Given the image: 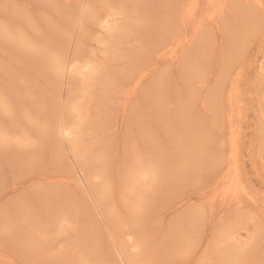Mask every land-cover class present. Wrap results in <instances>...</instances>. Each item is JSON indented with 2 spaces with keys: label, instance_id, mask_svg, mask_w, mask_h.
Here are the masks:
<instances>
[{
  "label": "rangeland",
  "instance_id": "1",
  "mask_svg": "<svg viewBox=\"0 0 264 264\" xmlns=\"http://www.w3.org/2000/svg\"><path fill=\"white\" fill-rule=\"evenodd\" d=\"M166 1L0 0V264H264V0L229 14L257 21L248 44L228 46L227 26L207 56L193 50L197 75L166 58L153 75L165 110L153 76L133 80L153 62L150 31L175 15ZM102 11L118 13L119 32L98 26ZM71 57V82L60 83ZM178 100L194 101L188 125ZM63 122L78 132L61 137ZM232 159L236 194L216 182Z\"/></svg>",
  "mask_w": 264,
  "mask_h": 264
},
{
  "label": "bare ground",
  "instance_id": "2",
  "mask_svg": "<svg viewBox=\"0 0 264 264\" xmlns=\"http://www.w3.org/2000/svg\"><path fill=\"white\" fill-rule=\"evenodd\" d=\"M245 1L246 0H243V1L242 0H200V1L198 0V2H197V0H172V1L167 0L166 3L164 4L163 11H165V9H170L172 12L175 13V15L172 18H165L164 20L162 19V22H160V23L158 22L157 23L156 29H154L153 31L149 30L150 34L154 35L153 36V40L151 39L152 42L151 43L149 42L150 45L148 46V49L150 47L153 50V52H151V53H153L152 54L153 55V59L149 60L151 62L153 60V62L150 63V65H148V67L146 66V68L142 70V72L139 74L137 80H133V82L135 81L134 88H140V85H143V83H145V81H148V79L150 77H152L153 75L155 76L156 72L159 73V74L163 73V71L165 70L163 66L167 65V61H165L166 58L169 59L168 65L170 64L169 66H171V69H172V66L175 67L176 72L178 71L179 73L180 72L181 73H185V72L191 71L192 73L197 75V73H196L197 70L193 71V69L190 68L191 64H194V63H188V62H191V61H188V59H190L191 56L193 58V56L196 57V55H197V54L196 55H192L193 54V50L197 49V51L204 52V54L203 53L202 54L207 56V54H205V51L203 49H205L206 45L210 48V46L208 44L210 42L211 43L213 42L212 40L215 37V34L216 33L221 34V33L225 32V28L227 26L230 27L229 30H228L229 34H228V31H226L225 34L227 33V35H230L231 31H234V33L231 34V38L232 39L231 40L229 39L230 45H228V46H234V45L242 46V45H244L248 41V39L250 38L249 35L253 34V31L256 30L257 21H255V19H251V21L253 23L249 24L250 18L246 19L245 23L249 26V28H248L244 23L241 25V23L239 22V20L235 16H230L229 14H230V12L234 13L235 10L240 11L241 10V6L245 3ZM173 2H174V4L172 5ZM199 5H201L200 9H198V8L196 9V7L199 6ZM138 11H139V9H138ZM117 14H118L117 12H110L109 14H106L104 11H102L95 17V18L98 19V21H96V20L95 21L97 22L98 26L100 28H102V30L104 32L107 33L109 31H114L115 30V32L117 33V32L120 31V29L118 28V23H115V21H116L115 16ZM135 14H137V13H135ZM174 17L176 18V20H174ZM254 18H256V17H254ZM131 27H133V26H131ZM173 27H174L173 30L169 29V28H173ZM228 27H227V29H228ZM242 29H244L245 31H243ZM177 30H179L180 32H178ZM255 33H256V31H255ZM111 35H113V33H111ZM247 44H248V42H247ZM259 44L261 45V47H263V45H264V36L262 37V40H260ZM207 46H206V48H207ZM233 50H235V49H233ZM230 51H232V50H230ZM239 53H240V51H239ZM261 53H262L261 56H262L263 61H261L259 63V65H258V69L259 70L258 71L260 72L261 77L264 78V48H261ZM230 54H232V53H230ZM195 57L193 58L195 60H196V58L197 59L200 58L199 56H197L196 58ZM228 57H230V60L233 59V56L231 57L229 55ZM150 58H151V56H150ZM245 58H246V56H245ZM236 59H237V56H236ZM63 60H66V59H63ZM230 60H229V62H228V60L225 62V64H224L225 65L224 66L225 69L226 68H228V69L231 68L232 69L234 66L237 65V64H235V65L233 64L232 65V62H230ZM241 60H242V63H244L245 59H241ZM62 61L60 62V67L58 68V71H57V73L61 72L59 78L62 79V81H60V80L59 81H60V83H70L71 82V78L67 75L68 73H66V72H69L74 67V65L78 62V57L77 58L76 57L75 58L71 57V58L67 59V61H64L65 64L64 63L61 64ZM176 62H178V63H176ZM187 63L190 64V66H187ZM239 64L240 63H238V65ZM84 66L86 68H88L87 62L84 63ZM239 66L241 67V65H239ZM138 70H140V69H138ZM109 74H111V73H109ZM112 75L113 74H111V76ZM132 76H136L137 77V74L135 75L134 73H132ZM154 76L151 78V81H150L151 83H153L150 87L154 88V90L152 88V95H151V97L153 99L152 101H153V103H156V104L160 105L161 107L163 106V108L166 110V106H168L167 103L170 102V101H167L169 96L167 98H165L168 93L166 95L164 94V92L162 91L161 87L158 86L160 83L157 85L159 77H157L158 80L156 81V78L154 79ZM114 77H116V76H114ZM184 77H185V75H184ZM129 78H131V77H128V79ZM162 79H164V78H162ZM55 80H57V79H53V82ZM155 81H156V83H155ZM262 81H264V80H262ZM144 85H146V83ZM163 86H165V85L163 84ZM163 86H162V88H163ZM165 89L166 88L164 87L163 90H165ZM192 94H194V93H192ZM169 95H170V93H169ZM195 95H197V94H195ZM229 95H230V93H229ZM42 96H43V94H42ZM224 96H225V93H224ZM147 98H148V96H147ZM214 98H211V96H210V99H214ZM190 99H191V97H190ZM199 99H200V97H199ZM201 100L203 101V99H201ZM263 100H264V98H263ZM199 101L200 100H198V102ZM193 102H192V100L191 101L190 100L189 101L188 100L187 101H181V100L179 101L178 100V102H176L174 104V108H176L178 110H184V112H186L185 115L189 114L187 116V119H185L186 122H187V125L189 124V121H190L189 117H190V110L191 109H190L189 105L192 106ZM201 102L199 103V105L201 104ZM65 103H67V102H65ZM163 103H165L166 105L163 104ZM79 107H78V105H76L74 112H78L79 111V113H80L81 109ZM168 107H169V109H171L170 106H168ZM200 107H201V105H200ZM202 108H203V106H202ZM81 117L83 119L84 116L81 115ZM229 117H232V116H229ZM68 118L71 119L70 117H67V119ZM65 120H66V118H65ZM72 121L73 120H71V122ZM231 121H232V119H231ZM68 123L69 122H63L62 126H60L61 127L60 128L61 137L63 135H67L68 136V135H72V134L78 132L77 131V127H72V125L75 126L74 122H72V125H68ZM55 130H57V129H55ZM126 130H127V128H126ZM43 132L44 131H42V133ZM263 135H264V133H263ZM184 141H186V140L185 139L178 140V143H176L175 154H176V157H178V158L175 160V163H176V168L174 169L175 175H181L182 174L183 168H181V165L183 163V160H182L181 153L183 152L185 154V152H186V150H184L185 148L182 147V144H183ZM262 144H263V146L262 145L261 146L264 148V143L262 142ZM263 148H261V150H260L261 154L264 153L263 152ZM194 149L197 152V154L195 156H198L199 155V150H198L199 149V145L197 144V146ZM152 152H153V150H152ZM135 156H137V155H135ZM138 161H140V160H138ZM156 167H155V170H156ZM148 170L149 169L144 171V169H143L142 172H141L142 176H146L147 177L146 172ZM174 171L172 170V172H174ZM151 174L152 173L150 172V175ZM219 174H220L219 175V179L216 180V182L218 183L217 186H224V190L225 191H230V192L234 191L233 194H236V193L240 192L238 190H242L243 191L242 186H240L241 183H240V177H239V167H238V164L236 163L235 160H233V159H232V161L228 160L226 168H224L221 171V173H219ZM155 175H156V173L154 175H152V176L155 177ZM167 176L168 175L162 176V179L165 180V178H167ZM63 182H64V179H63ZM237 188H239V189H237ZM182 201H184V198L179 199V201H177V203L175 204L174 207H180L179 204H181ZM252 237H253V234H252V236L251 235L248 236V238H249L248 242L244 241V243H242V244L240 243V246H245V250L244 251H249V248H248L247 244L251 242V239L254 240L255 242H257L260 239V237L258 235H255L254 238H252ZM23 244H25V243H23ZM3 257H5V256H3ZM3 257H0V258L2 260H4ZM11 262H12V260H11Z\"/></svg>",
  "mask_w": 264,
  "mask_h": 264
}]
</instances>
